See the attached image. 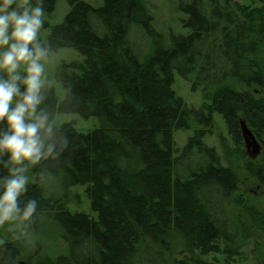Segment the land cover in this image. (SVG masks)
<instances>
[{
  "label": "trees",
  "instance_id": "obj_1",
  "mask_svg": "<svg viewBox=\"0 0 264 264\" xmlns=\"http://www.w3.org/2000/svg\"><path fill=\"white\" fill-rule=\"evenodd\" d=\"M59 1L67 12L57 24L45 22L41 42L81 60L58 64L64 96L49 85L42 107L52 117L95 118L98 127L84 134L70 123L55 126L54 154L26 173L20 206L34 198L37 210L21 221L37 228L52 219L66 247L39 264H211L201 259L210 254L227 264L242 260L248 233L229 209L263 228L264 217L239 193V164L225 147L223 164L204 137L219 115L239 150L244 121L261 158L241 154L243 171L264 185V0H171L187 33L169 34L166 43L142 0H43L45 18ZM175 75L200 88L199 107L176 96ZM177 130L193 132L180 151ZM4 160L0 177L8 175ZM48 179L63 190L85 187L91 213L71 212L60 197L47 196ZM19 243H0V264H17Z\"/></svg>",
  "mask_w": 264,
  "mask_h": 264
},
{
  "label": "clouds",
  "instance_id": "obj_2",
  "mask_svg": "<svg viewBox=\"0 0 264 264\" xmlns=\"http://www.w3.org/2000/svg\"><path fill=\"white\" fill-rule=\"evenodd\" d=\"M43 0H0V159L8 175L0 177V225L27 220L36 200L20 206L27 192L29 167L54 154L55 118L43 107L52 49L41 42Z\"/></svg>",
  "mask_w": 264,
  "mask_h": 264
},
{
  "label": "rangeland",
  "instance_id": "obj_3",
  "mask_svg": "<svg viewBox=\"0 0 264 264\" xmlns=\"http://www.w3.org/2000/svg\"><path fill=\"white\" fill-rule=\"evenodd\" d=\"M86 2L99 6L103 0H85ZM241 4L257 5L258 0H236ZM147 12L152 16L153 25L163 37L164 42L168 40L169 34H186L187 31L181 26V16L176 12L174 4L171 0H142ZM67 7L63 1L57 3L52 19L45 18V22L51 25L61 22ZM48 29L42 30L41 40L45 42V37L48 34ZM81 57L72 50L61 49L51 54L49 61L46 64V72L50 80V85L54 88L56 97L62 99L64 96L63 89L55 78V70L60 62L79 61ZM173 90L176 96L181 98L187 106L199 107L202 100L200 88H192V84L188 80H184L179 76H174ZM55 126L58 127L64 123H70L74 129L80 133H89L98 127V121L95 118L82 119L75 114H56ZM214 128L204 137V142L207 146L214 147L222 157V163L226 164V159L223 157V147L228 151L230 161L238 163L237 173L239 176V193L245 198V204L254 208L264 217V185L256 180L248 177L243 171L241 164L243 154L247 159V152L243 141L239 150L234 149L230 138L226 132L225 126L219 115L214 116ZM192 130H177L173 132V141L175 148L180 151L186 144L188 138L192 136ZM258 141V140H257ZM222 143V144H221ZM261 155L256 160H251L257 163ZM250 160V159H249ZM226 161V162H225ZM264 181V180H263ZM85 187H71L63 190L60 187L57 179H48L44 184V191L47 196L60 197L65 202L67 208L71 212L91 213L89 202L84 194ZM232 216L239 219L246 226L248 240L242 248L244 257L240 261H235L230 264H264V228L256 226L245 217L241 218L240 210L236 207H231ZM19 240L21 254L17 259V264H39L48 263L56 257L66 253V247L60 237V231L54 224L52 219H47L45 222L40 221L37 228L28 227L21 220L10 221L4 225H0V243L10 240V238ZM181 256H178L180 258ZM203 259L205 263L211 264H227L223 256L210 254Z\"/></svg>",
  "mask_w": 264,
  "mask_h": 264
},
{
  "label": "water",
  "instance_id": "obj_4",
  "mask_svg": "<svg viewBox=\"0 0 264 264\" xmlns=\"http://www.w3.org/2000/svg\"><path fill=\"white\" fill-rule=\"evenodd\" d=\"M240 133L247 152V157L250 160H256L261 154V145L242 120L240 121Z\"/></svg>",
  "mask_w": 264,
  "mask_h": 264
}]
</instances>
